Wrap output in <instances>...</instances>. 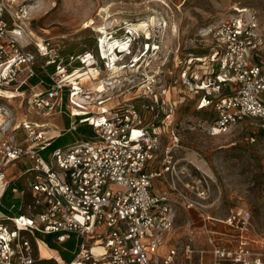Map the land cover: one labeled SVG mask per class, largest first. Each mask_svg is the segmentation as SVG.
<instances>
[{
  "label": "built area",
  "instance_id": "1",
  "mask_svg": "<svg viewBox=\"0 0 264 264\" xmlns=\"http://www.w3.org/2000/svg\"><path fill=\"white\" fill-rule=\"evenodd\" d=\"M7 4L0 0V88L14 83L16 91L24 84L31 87L27 114L45 117L62 112L67 90L72 107L82 113L71 111L67 127L57 136L80 125L90 132L48 150L57 137L51 135L55 126L26 120L25 115L14 123L0 106L5 113L0 124V264H264L263 240L244 209L223 218L199 214L184 242L160 251L165 236L176 228V204L199 210L200 203L186 193L205 198L201 187L192 185L186 192L170 181L176 176L171 152L180 146V138L166 121L170 115L162 114L166 104L150 90L144 94L150 101L142 108L126 102L86 110L76 101L85 89L79 84L74 89L72 83L64 89L55 72L44 70L46 77H39L34 54L21 43L23 30L16 22L26 18L32 4L19 5L13 15L6 13ZM6 14L12 16L11 24ZM205 36L213 40L209 53L185 60L174 82L190 91L188 96L193 94L196 109H211L206 126L210 135L249 121L264 139V37L256 11L237 8L234 16L208 27ZM47 45L37 46L45 58L41 67L56 64L57 74L65 65L57 52L48 54ZM31 79L38 84L30 85ZM176 107L169 105V112ZM18 128L24 132L20 141ZM162 134L167 143L155 167ZM14 162L27 165L16 177L8 173ZM153 179L165 189L152 191ZM40 237H48L70 258L61 257ZM31 239L53 251V257L41 258Z\"/></svg>",
  "mask_w": 264,
  "mask_h": 264
},
{
  "label": "rangeland",
  "instance_id": "2",
  "mask_svg": "<svg viewBox=\"0 0 264 264\" xmlns=\"http://www.w3.org/2000/svg\"><path fill=\"white\" fill-rule=\"evenodd\" d=\"M23 3L32 4V9L26 18L16 23L23 30L21 43L35 56L39 77H43L45 72H55L54 77L61 78L64 89L71 84L64 77L79 81L85 91L78 95L80 99L76 101L92 112L103 108V104L98 103L99 99L108 101L105 108L126 102L142 108L150 101L144 95L150 90L159 102L162 100L166 104L162 114L170 115L165 119L174 124L180 138V146L171 152L176 176L173 175L170 181L174 180V184L186 192L192 185L205 191V198L201 200L186 193L200 203L199 210H186L176 204L175 222L180 235L184 236L192 229V224L199 220V214L223 218L231 210L244 209L250 211L253 225L264 243L263 136L249 121H243L223 134L210 135L206 126L211 119V109H196L193 94L188 96L190 91L174 82L185 60L211 50L213 40L205 36V30L234 16L235 9L256 11L264 37V0H8L6 13L13 15L12 12ZM6 18L10 24L14 21L7 14ZM127 24H133L134 29ZM106 35L109 41L120 40L111 48V56L116 53L119 58L111 68L101 47ZM45 42L48 43L49 55L57 52L59 58L63 57L60 65H65V69L57 74L56 64L53 71L51 66L41 67L45 58L37 46ZM104 48L108 47L105 45ZM118 48L126 51L115 52ZM136 55H144L138 63L132 61ZM80 57L84 58L83 61ZM35 83L38 84V80ZM13 85L0 88L3 91L0 92V106L10 112L14 123L21 122L25 115L29 121L35 119L40 123L48 120L62 126L59 117L28 115L26 102L31 87L24 84L16 91ZM98 86L101 92L95 91ZM22 89L24 94L20 92ZM64 94L60 114L66 123L62 128L68 125V115L73 111L69 91L64 90ZM173 103L177 107L169 112L168 106ZM74 111L79 112L78 109ZM0 121H5L2 109ZM21 129L16 134V141L24 137ZM166 143L167 136L162 134L157 158L153 162L155 167L159 166ZM9 167L19 172L27 165L19 162L16 167ZM152 183V191L165 189L159 179H153ZM3 204L7 205L4 201ZM37 240L31 239L35 252L43 259L53 257L54 252ZM184 240V237L180 239Z\"/></svg>",
  "mask_w": 264,
  "mask_h": 264
},
{
  "label": "trees",
  "instance_id": "3",
  "mask_svg": "<svg viewBox=\"0 0 264 264\" xmlns=\"http://www.w3.org/2000/svg\"><path fill=\"white\" fill-rule=\"evenodd\" d=\"M62 60H63V57H62ZM50 66H51V69H52L51 71H53L54 70V64L49 65L48 67H50ZM43 77H46V76L44 75ZM31 80H32V83H31ZM31 80L29 81L30 82V85L36 84L35 83V82H37L36 80H33V79H31ZM64 123H66V120L64 121ZM82 126H83V128H82ZM66 127H67V125H66ZM89 132H90V129L89 128L85 127L84 125H80L75 132L67 133V134L66 133H63V134L57 136L56 138H54L50 142V144H49V146L47 148H48V150H52V149H55L57 147L65 146L68 143L73 142L75 138H79L80 136L78 134L82 135V134L89 133ZM71 134H73L74 136H72ZM67 137H71V138L73 137V139L68 140L69 138L67 139ZM1 201L6 202L5 197L2 198ZM40 238L44 242H46L49 245V247L55 248V249L59 250L61 257H63L64 259H69L70 258V255L68 254L67 251H64L60 247H58V246L50 243V239L48 237H40ZM66 246H68V248H71V246L69 245V243H66Z\"/></svg>",
  "mask_w": 264,
  "mask_h": 264
},
{
  "label": "bare ground",
  "instance_id": "4",
  "mask_svg": "<svg viewBox=\"0 0 264 264\" xmlns=\"http://www.w3.org/2000/svg\"><path fill=\"white\" fill-rule=\"evenodd\" d=\"M128 25V24H127ZM129 26V28L130 29H134V25L133 24H130V25H128ZM109 35V34H108ZM114 36V35H113ZM110 38H112V37H110ZM108 38H107V35H106V37L102 40V42H101V47H102V50H103V54H104V59L105 58H107L109 61H108V66L111 68V67H114L115 65H116V63H117V61L119 60V58L116 56V53H115V55H113V56H111V48H113L114 46H116V44H117V42L118 41H120L119 39H114V40H111V41H109V40H107ZM105 45L108 47L107 49H105L104 47H105ZM153 47V46H152ZM149 48H150V46H149ZM123 51H126V49L125 48H123V49H120V48H118L117 49V51H115V52H123ZM126 53V52H125ZM141 56V55H140ZM144 55H142L141 57H139L138 55H136L135 56V58L132 60V61H134V62H139L141 59H142V57H143ZM108 67V68H109ZM127 68V67H126ZM68 78H70V77H64V79H67V80H70V82L74 85V89H78V84L80 83L79 81H77V80H71V79H68ZM5 90V89H4ZM95 91L96 92H101L100 90H99V86L95 89ZM0 92H3L2 91V89H0ZM104 101H101V103L100 104H103V108H105L107 105H108V101H106V102H104ZM102 107V106H101ZM74 109H77V108H73V113L74 114H80V113H82V111L81 110H79V112L78 113H76L75 111H74ZM0 122H2V121H0ZM3 123V122H2ZM1 123V124H2Z\"/></svg>",
  "mask_w": 264,
  "mask_h": 264
},
{
  "label": "crops",
  "instance_id": "5",
  "mask_svg": "<svg viewBox=\"0 0 264 264\" xmlns=\"http://www.w3.org/2000/svg\"><path fill=\"white\" fill-rule=\"evenodd\" d=\"M57 117H59L60 119H61V122H62V126H58L57 124H55V123H52V122H49L48 120L47 121H40V123H46L47 125H49V126H55V131H53V130H51V135L52 134H54V136H57L58 134H57V132L56 131H59V130H61V129H63L62 127H64V118L62 117V115L60 114V113H55L54 115H52L51 117H49V118H51V119H56ZM32 120H34L35 122H37L35 119H32ZM39 123V122H38ZM0 124H1V122H0ZM17 163H19V162H14V163H12L10 166H17ZM20 169V168H19ZM22 171V170H21ZM21 171H19V172H15V170L12 168V167H9L8 168V173L13 177H16V176H18L19 175V173L21 172ZM197 223V222H196ZM186 234H187V231L185 232V235L183 236V235H180L178 232H177V227L172 231V232H170V233H168L166 236H165V240H164V243H163V245H161L160 246V251L161 252H165L166 251V249H167V247L168 246H171V245H173V244H178V243H181L182 241H180V239L182 238V237H184V239H186L185 238V236H186Z\"/></svg>",
  "mask_w": 264,
  "mask_h": 264
}]
</instances>
